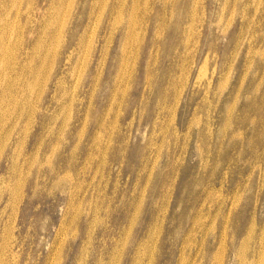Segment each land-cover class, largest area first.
<instances>
[{
	"label": "rangeland",
	"instance_id": "rangeland-1",
	"mask_svg": "<svg viewBox=\"0 0 264 264\" xmlns=\"http://www.w3.org/2000/svg\"><path fill=\"white\" fill-rule=\"evenodd\" d=\"M10 7L61 34L0 105V264H264V0Z\"/></svg>",
	"mask_w": 264,
	"mask_h": 264
},
{
	"label": "bare ground",
	"instance_id": "bare-ground-1",
	"mask_svg": "<svg viewBox=\"0 0 264 264\" xmlns=\"http://www.w3.org/2000/svg\"><path fill=\"white\" fill-rule=\"evenodd\" d=\"M11 5H14V0H0V51H3L4 53L0 60V105L4 104L12 106L14 115L15 113H20L21 118L27 113L30 107H34L33 97L34 91L36 90L35 87L39 85L40 78L44 71V67L38 69L37 73L39 74V78H34L31 80V82L25 85V82L32 77L34 72H36V60L39 57V51L43 48L47 50L48 54L45 58L46 64V61L49 59V57H53L55 54V46L52 44L55 42V40L56 43L58 42L61 31L59 30L57 32V37L56 34L53 35L50 44V41H47V38L50 35L49 29H43V22L40 20L39 26H32L31 11L29 7L26 9V21L20 22L18 20L20 16L19 8H17L14 13H11ZM56 18L51 20L50 25L56 26ZM27 23H30L31 26L27 25ZM41 28L43 29L42 34H40L42 31ZM25 29L28 30L27 34L24 33ZM8 31H12L13 37L17 38L18 44L16 48H6L4 35ZM71 41H73V39H71ZM26 60H31L32 64L27 63ZM10 63L14 64L13 67L11 66V71L9 70L8 66ZM14 95H20V97L17 98ZM10 118L11 116H9V118H2V121ZM17 119L18 118H16V122Z\"/></svg>",
	"mask_w": 264,
	"mask_h": 264
}]
</instances>
